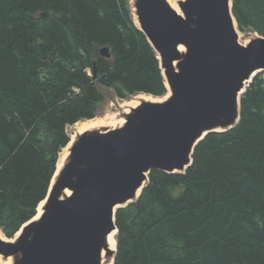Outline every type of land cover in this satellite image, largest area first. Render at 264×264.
<instances>
[{
    "label": "trees",
    "instance_id": "obj_1",
    "mask_svg": "<svg viewBox=\"0 0 264 264\" xmlns=\"http://www.w3.org/2000/svg\"><path fill=\"white\" fill-rule=\"evenodd\" d=\"M231 3L238 29L264 38V0ZM129 14L126 0H0L6 238L35 216L66 128L95 117L101 88L121 99L166 94L156 55ZM115 225L113 264H264V71L240 96L237 125L207 134L185 172L151 170L138 199L116 210Z\"/></svg>",
    "mask_w": 264,
    "mask_h": 264
},
{
    "label": "water",
    "instance_id": "obj_2",
    "mask_svg": "<svg viewBox=\"0 0 264 264\" xmlns=\"http://www.w3.org/2000/svg\"><path fill=\"white\" fill-rule=\"evenodd\" d=\"M178 6L181 16L165 0H134L138 30L160 58L169 95L140 102L122 126L78 136L49 183L41 216L13 242L0 239V256H12V264H101L102 251L114 258L106 237L117 233L115 212L138 199L150 171L185 172L207 134L237 125L240 96L264 71V38L239 43L231 0ZM99 55L110 58L109 48Z\"/></svg>",
    "mask_w": 264,
    "mask_h": 264
},
{
    "label": "rangeland",
    "instance_id": "obj_3",
    "mask_svg": "<svg viewBox=\"0 0 264 264\" xmlns=\"http://www.w3.org/2000/svg\"><path fill=\"white\" fill-rule=\"evenodd\" d=\"M168 4L171 1L174 6L177 8L175 2L176 0H165ZM178 3V2H177ZM126 4H127V8L129 10V15H130V19L132 20L133 24L138 28L139 25L135 23V21L133 20V9H134V14H135V8H134V0H126ZM133 7V9H132ZM182 14V13H181ZM236 22V21H235ZM236 32L238 34V41L240 44L242 45H246L247 43L250 42V40H252L255 37H261L259 36L255 31H253L252 29L248 28V29H244L242 31H240L238 29L237 23H236ZM88 74H91L90 71H88ZM103 95H104V99L102 102L98 103L96 105V113H95V117L92 119L94 120V124L92 126H104V125H108L110 123H112L114 121V117L118 119H123L124 120V115L122 112V109L120 108V106L123 105H134L136 104V98L139 96H142L141 93L137 94H133V95H127L125 98H118L114 95L112 90H108L105 88H101ZM146 95V94H144ZM167 95H169L168 90L166 92V94L163 97H156L155 99H158L159 101H164L167 97ZM87 121V120H86ZM79 122H85V120H81ZM124 123V122H123ZM75 125V124H74ZM74 125L68 127V132L69 135L73 134L74 131ZM108 130V128H102L101 131H105ZM68 135V136H69ZM65 150H60L59 152V158L61 159L64 155H65ZM64 165L67 163V161H64ZM63 165V166H64ZM1 233V230H0ZM1 238H5L3 236V234L1 233ZM15 237L11 238L14 240ZM8 239V238H7ZM10 239V240H11ZM11 259L10 264L13 263V257H8V258H3L2 256H0V264L5 263L8 259ZM101 264H113V256H106L104 254L103 256V261L101 260Z\"/></svg>",
    "mask_w": 264,
    "mask_h": 264
},
{
    "label": "bare ground",
    "instance_id": "obj_4",
    "mask_svg": "<svg viewBox=\"0 0 264 264\" xmlns=\"http://www.w3.org/2000/svg\"><path fill=\"white\" fill-rule=\"evenodd\" d=\"M169 1V0H168ZM180 1H183V0H176V1H174L175 2V4H176V6L178 7V10H177V8L174 6V4L170 1L169 2V6L178 14V15H182L181 14V11H180V8H179V6H178V3L177 2H180ZM132 9H133V7H132ZM133 20L135 21V23L136 24H138V22H137V17H136V15L134 14V9H133ZM234 26H236V22L234 21ZM179 50H180V52H184V48L183 47H179ZM156 56H157V58H158V60L160 61V58H159V56H158V54L156 53ZM174 66H175V63H174ZM165 81V86H166V88H167V90H168V93H170L169 92V87H168V84H167V82H166V80H164ZM140 95V94H139ZM142 96H139V97H137L136 98V104H134V105H123V106H120V108L122 109V112H123V114H128L129 113V110L130 109H132V108H135L140 102H145V101H148V102H159V100L158 99H153V98H151L150 96H146V95H144V94H141ZM168 96V95H167ZM123 122H124V120L121 118V119H118L117 120V118H115L114 117V121L112 122V123H110V124H108V125H104V126H92L93 124H94V120H85V122H77V123H75V125H74V131H73V134L72 135H69V132H68V127H70V126H68L67 128H66V133H67V135H69V137H70V142H69V144L65 147V148H63L62 150H65V155L61 158V159H57V163H56V169H55V173H54V176H53V178H52V180H51V182H50V187H49V189H51V187H52V184L54 183V181H55V179H56V177H57V175L59 174V172H60V170H61V168H62V166H63V163H64V161H65V159H66V157L68 156V148L70 147V145H71V143L74 141V140H76V138L78 137V136H80V135H82V134H85V133H88V132H92V131H95V130H97V131H101L102 130V128H108V129H114V128H117V127H119V126H122V124H123ZM59 156V155H58ZM59 158V157H58ZM65 195H69V191H65V193H64ZM45 202H46V200H43V201H41L39 204H38V206H37V208H36V216L33 218V221L34 220H37L40 216H41V214H42V211H43V206H44V204H45ZM2 233V232H1ZM1 233H0V236H1ZM19 235V232L15 235V237H17ZM4 236V235H3ZM115 236H116V232H115V230H113L112 232H110L108 235H107V237H106V247H107V249L109 250V251H111V252H113L114 250H115V245H116V242H115ZM5 237V236H4ZM14 237V236H13ZM0 239H2V240H4V241H11V242H13V239H11V240H9V239H6V238H1L0 237ZM103 256H104V251H102V261H103ZM10 262H11V259L9 258L5 263H3V264H10Z\"/></svg>",
    "mask_w": 264,
    "mask_h": 264
}]
</instances>
